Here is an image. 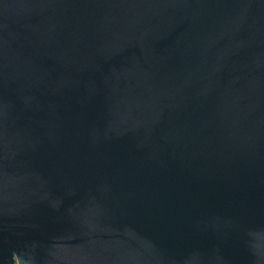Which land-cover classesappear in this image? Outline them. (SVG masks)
I'll return each mask as SVG.
<instances>
[{"label":"water","instance_id":"water-1","mask_svg":"<svg viewBox=\"0 0 264 264\" xmlns=\"http://www.w3.org/2000/svg\"><path fill=\"white\" fill-rule=\"evenodd\" d=\"M0 264H264V0H0Z\"/></svg>","mask_w":264,"mask_h":264}]
</instances>
